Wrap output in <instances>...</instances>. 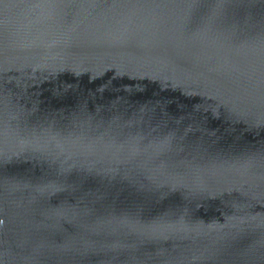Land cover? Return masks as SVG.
<instances>
[{
	"label": "water",
	"instance_id": "1",
	"mask_svg": "<svg viewBox=\"0 0 264 264\" xmlns=\"http://www.w3.org/2000/svg\"><path fill=\"white\" fill-rule=\"evenodd\" d=\"M0 264H264V0H0Z\"/></svg>",
	"mask_w": 264,
	"mask_h": 264
}]
</instances>
